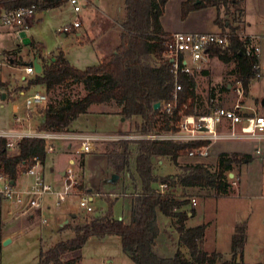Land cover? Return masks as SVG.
<instances>
[{
	"label": "trees",
	"instance_id": "trees-1",
	"mask_svg": "<svg viewBox=\"0 0 264 264\" xmlns=\"http://www.w3.org/2000/svg\"><path fill=\"white\" fill-rule=\"evenodd\" d=\"M67 2L68 0H0V9L34 6L39 13H43ZM166 2L167 0H124L125 14L118 25L117 37L99 45L102 52L98 64L79 69L62 53H58L53 60L42 65L40 73L26 80V85L21 89L43 85L48 93L47 105L37 130H68L72 122L79 115L87 113L93 104L117 107L118 114L133 125L127 133H119L126 135L175 132L178 131V122L183 115L209 112L196 91L195 75L205 73L203 69L195 71L192 76L180 77V106L172 115L165 113L161 106H153L156 102L162 104L170 101L173 92V76L169 61L164 57V40L170 32L165 31L160 22ZM205 7L216 8L214 23L229 37L226 48H209V58L233 63L232 74L235 81L242 83L244 94L247 95L253 78L252 66L257 58L247 55L243 46L246 41L243 37L246 25L243 19L244 1L184 0L181 2V19H185L192 10ZM72 84H80L83 94L74 99L64 97L59 102L52 100L51 93L55 89ZM0 89L8 94L7 86L1 80ZM182 103H187L184 110ZM208 143V140L203 139L147 138L98 142L97 148L102 147L106 168L119 178L130 169L134 153V172L140 182V191L129 195V219L125 221L115 217L111 210L91 214L83 221L74 223L72 236L60 238L47 246L41 244L36 261L26 264H80L81 248L89 237L95 235L102 238L111 234L120 238L123 250L136 264H264V255L255 262L243 260V247L247 239L245 220L234 225L230 235L229 257L221 251L205 250L201 247V240L207 222L185 224L189 213L194 214V207L183 208L189 200L158 195L153 188L152 184L157 180L153 173L155 157L169 156L176 162L179 156L188 155L192 148ZM34 156L41 162L45 160L44 141L41 138L23 137L13 150H8L6 139L0 138V171L9 174L11 179L16 180ZM246 159L250 160V155L223 152L218 155L212 167L200 162L187 163L180 165L179 172L175 175H167L161 180L176 179L182 186L212 188L217 194L224 195L228 193L229 187L227 173L235 163ZM105 199L110 204L114 200L107 196ZM158 212L175 217L173 221L179 232V241L185 245L188 253L176 248L172 255H165L155 248L159 234ZM1 240L0 226V245ZM237 255L240 257L239 261H236Z\"/></svg>",
	"mask_w": 264,
	"mask_h": 264
},
{
	"label": "rangeland",
	"instance_id": "rangeland-1",
	"mask_svg": "<svg viewBox=\"0 0 264 264\" xmlns=\"http://www.w3.org/2000/svg\"><path fill=\"white\" fill-rule=\"evenodd\" d=\"M249 4L247 3L245 6ZM79 5L81 6V10L76 13L73 11L72 5L67 2L66 5L61 8L45 11L41 19L32 22L26 34L29 38L32 37L40 46L42 53L45 52L49 54L51 51L58 49L59 46L64 48L67 45H73V42L64 45L59 36L58 28L63 24L66 25L71 23L76 15L83 19L84 29L87 31L90 38L96 41L93 45L96 52H102V48L99 45H101V43L103 44L104 37L107 41L116 39L118 33L117 21L121 20L125 14L124 4H122L121 8V0H79ZM249 6L247 8H252ZM213 11V9H207L204 12H199L204 15L201 26L199 27L201 30H216L211 20V17L214 15ZM163 12L162 22L167 29L173 30L181 27L180 0H168ZM258 44L261 47L259 55L264 56V38L261 39ZM33 47V44L24 43L11 27L6 26L0 30V79L7 82L6 84L12 93L19 91L21 89L20 87L25 86L26 80L29 79V77H27L26 80L20 79L22 74L20 67L24 66L31 58ZM96 52H94L92 48L69 50V59L79 68L96 65L99 62ZM9 60H13V65L18 69L7 67V65H9ZM3 62L6 63V66L3 65ZM233 68V63H223L217 58H209L202 63V68L200 69L206 72L195 75L197 83L196 91L202 98L204 107L207 111H211L217 107H231L234 103L236 95L233 88L236 81L232 74ZM32 77L33 76L30 78ZM251 85L253 95H259L260 93L264 94V79L252 78ZM69 88L71 90V98H76L79 94L84 92L82 86L81 88H77L68 85V89ZM39 90L42 89L39 88ZM34 91H30L29 89L26 94H19V96H16L14 99L4 100L2 97L3 91L0 89V128L9 129L14 124L12 116L13 104H19V111L23 112L22 101L24 97ZM62 97L63 95L59 92V88L51 93L52 100L56 102H59V99ZM244 103H254L253 106L255 109H257L260 114L264 115V104H262L261 101L259 102V99L253 102L250 97V92L245 95ZM102 106L107 107L108 105ZM108 108L113 109L114 106H108ZM120 124L122 126L124 125V128L128 130L133 127L131 121L126 120L125 123H121L119 117L115 115L85 114L80 115L72 123L75 129L90 132L97 131L101 133L113 132ZM227 127L228 122L224 120L222 131H226ZM221 143H223L222 145L225 148L242 146L252 155L248 165L239 176L240 180H236L237 182L232 184V180L227 176L226 179L229 183L228 196L216 197L214 195L218 196L219 194L215 191L213 193L210 192V190H212L210 188L202 189L193 187L187 190H182L180 188L174 190L177 180L174 181L175 179H170L168 181L173 188V193H176L175 195L182 197L196 196L195 207L203 214L193 217L190 223L195 221H210L206 230L207 237L203 244L204 248H216L218 250L228 249L230 245L229 232L233 228V223L235 221L239 222L245 220L247 221L245 258L253 262L258 261L262 258L264 253V159L254 153V148L258 143L264 144V141L247 139L240 143L236 141L228 143L224 140H218L217 144H215L212 149H215L214 147ZM74 149L75 146H72L73 151ZM101 150L102 147L100 146L97 148L96 153L82 155V168H79L78 165V160L81 159V157L75 154L74 163L70 165L73 166L74 171H76L79 184L73 189L71 195L67 196L66 200H61L56 204L54 202V195H50L48 199L43 200L41 208L21 215H16L21 209L20 206L14 207L9 203L3 204L0 223L2 239L9 236L6 235L9 229H16L12 231L10 241L6 244L1 243L0 245V264H26L35 262L41 244L44 245V243H50L51 241H56L71 235L72 230L70 228H66L62 232L59 231V223L66 217L69 218L66 223H70L71 226L78 221H83L91 214H100L107 210H111L113 215H117V217H127L129 202L123 198L131 199V196L110 195V193L120 194L126 192L130 194L133 193L135 189L129 184H126L127 186L125 187L123 182H120L112 188L107 187L108 182L102 178L103 170L106 168V160ZM55 156V154H50L47 162L44 163L45 160L42 162V171L45 178H50L51 180L49 179V181L58 187L59 174L55 172V175L50 177V170L48 168V165L51 164V159ZM194 158L204 160L205 164L209 167L215 165L211 157L203 158L194 156ZM168 160V158H165V161L161 165L162 168L157 172L158 175L165 177L173 172V165ZM131 162L134 164V153L131 156ZM236 164L235 168L239 165ZM153 170H156L155 167ZM24 180L30 181V177H22L20 181L23 182ZM98 187H100V189H97ZM156 187L157 183H154L153 188ZM85 188L93 189L87 191ZM138 190L140 191V187ZM82 193L94 195L93 199L90 201L93 207L92 211L86 212L84 208L79 206L78 199ZM106 196L114 199L112 204L105 199ZM47 197L48 196H46V198ZM186 206L189 208V202ZM7 209H10L11 212L7 213ZM72 213L76 214V218L72 217ZM42 218L45 219L43 220ZM81 252L82 258L80 264H135V262L126 255L127 253H124L120 238L114 234L104 238L95 235L89 237L83 244ZM165 253L168 254L169 252L167 251ZM185 253H188L187 248L185 249Z\"/></svg>",
	"mask_w": 264,
	"mask_h": 264
},
{
	"label": "built area",
	"instance_id": "built-area-1",
	"mask_svg": "<svg viewBox=\"0 0 264 264\" xmlns=\"http://www.w3.org/2000/svg\"><path fill=\"white\" fill-rule=\"evenodd\" d=\"M75 12L80 11L79 0H68ZM39 11L34 6L18 7L13 9H0V25L8 26L13 29L16 35L20 32H26L30 23L38 20ZM79 26V22L74 20L70 24L62 27L61 31H68L69 26ZM243 46L245 53L250 56H256L257 60L252 66L253 78L262 77V67L258 61V55L261 51L256 37L246 35ZM166 51L165 59L169 61L170 72L173 76V92L171 100L160 103L162 110L172 115L180 106L179 93L182 90L180 77L182 75L192 76L195 71L202 68V63L209 59V48L211 46H221L226 48L229 45L228 34L222 31L218 32H188L175 31L170 33L164 40ZM25 74H34V66L26 65L23 68ZM236 99L231 107H217L205 114H186L178 122V131L165 132L161 134L149 135H97L93 133H74V132H51L34 131L27 125L33 115L44 113L48 95L45 91H35L27 94L23 99L24 117L15 116L16 126L5 129L0 128V138L6 139V148L13 150L16 143L23 137H38L44 141V153L50 154L57 152V142H67L77 144L78 153H89L93 151L95 142L118 139H174V140H193L203 139L209 143L202 147L192 148L188 151V156H206L209 146L218 140L243 141L247 139H256L264 141V115L255 111V109L244 103V89L241 82L236 81L234 86ZM182 110L187 108V103L181 104ZM226 120L228 129L222 131L220 125ZM256 155L264 158V144L258 143L254 148ZM41 160L34 156L30 162L25 165V170L21 172L16 180L10 178L9 174L0 171V209L3 204L9 203L12 206H20L18 214H26L29 211L41 208L43 200L47 195H54L56 204L65 200L73 189L79 184V180L71 166L65 168L62 175L60 189H56L53 183L45 178L41 171ZM264 167V164H263ZM21 177H30V181L21 182ZM20 181V182H19ZM19 182V183H18ZM170 184L168 181H160L154 188L156 194L167 195ZM205 193V192H204ZM133 193H120L110 195H135ZM207 194V193H206ZM92 197L88 193H82L79 196L78 204L86 212L92 211L90 203ZM190 201L195 204L196 198L191 197ZM9 212L11 210L9 209ZM43 220L45 218H42Z\"/></svg>",
	"mask_w": 264,
	"mask_h": 264
},
{
	"label": "crops",
	"instance_id": "crops-1",
	"mask_svg": "<svg viewBox=\"0 0 264 264\" xmlns=\"http://www.w3.org/2000/svg\"><path fill=\"white\" fill-rule=\"evenodd\" d=\"M182 1H184V0H180V4H181ZM243 1H244L243 19H244V21L246 23L245 28H244V33L246 35L255 36L257 43H259V41L264 38V0H243ZM247 3L248 4L251 3V4H249L250 6L249 5L248 6L249 7H252V8H247L248 6H245V5H247ZM122 4H124V0H121V8H122ZM65 5H66V3L64 5H62V6H60L59 8L65 6ZM207 9H213L214 10L213 11L214 12V15L211 17V20H212V22H213L214 27H215L216 30H209V31L207 30L206 31V30H201L199 28L201 26V23H202V18L204 17L203 13H199V12H204ZM43 14H44V12L41 14L42 17H43ZM163 14H164V12L162 13V15L160 17L161 25H162V27H163V29L165 31L170 32V33L175 32V31L218 32L220 30L219 27L214 23V19L216 17V8L215 7H205V8H200V9L192 10L191 12H189V14L187 15V17L185 19H181L182 20L181 21L182 22L181 27H178V28L173 29V30L167 29L165 27V25L163 24V22H162ZM41 18H39V19H41ZM74 20H77L79 22V26L75 27L73 25H70L68 31H61L62 27L65 24H63L62 26H59V28H58L59 29V36H60L61 40L63 41L64 45H67L68 43H72V42H73V45H71V46H68L67 45L68 47L65 46L64 48L61 47V46H59L58 49H56L55 51H51L49 54L48 53H45V52L42 53L41 52V49H40V46L32 39V37L29 38L27 36V34H26L27 31L25 32L26 37L28 39V43L33 44V46H34L33 47V50H35V51L32 50L31 58L27 61V63H25L24 66L20 67V70L22 71V74H21V77H20L21 80H26L27 77L30 78L31 76H34L36 74V72L34 74H25V72L23 70V68L26 65H30L29 63H31V62L37 61L41 65V69H42V65L43 64H46L50 60H53V58L56 55H58V53H62L63 56L72 65L76 66L69 59V50H81V49H85V48H92L93 51L96 52L95 48L93 47V45L96 43V41L94 39H91L90 36L87 34V31L84 29L83 19L81 17H79V16L77 17V15H76V16H74L72 22ZM120 21L121 20H118L117 21V25H119ZM31 24H32V22L30 23L29 27L31 26ZM4 27H6V26L0 25V30L2 28H4ZM106 41L107 40L104 37L103 38V42L105 43ZM260 49H261V47H260ZM96 53H97L98 58H100L101 53L99 51L96 52ZM258 61H259L260 65H261V67H262V77L261 78L264 79V56L263 55L262 56L261 55H258ZM13 63H14L13 60H11V61L9 60V65H7V67L18 69L17 67H15L13 65ZM3 65L6 66V63L3 62ZM76 67L79 68L78 66H76ZM84 68H79V69H84ZM0 80L2 82H4L5 84L7 83V82L3 81L2 79H0ZM6 86H7V92H8V94L6 95L5 92H3L5 94V97H3L4 100H6V99H14L16 96H19V94H22V95L24 93L26 94V92L29 89H30V91L31 90L32 91H34V90L35 91H45L43 85H34V86H31V87L26 88V89H21V90L17 91L16 93H14V92L12 93V91L9 89V87H8L7 84H6ZM72 87L81 88V85L80 84H72ZM249 87H250L249 88L250 89L249 90L250 97H251L252 101L254 102L256 99H259V102L261 101V103H262V99H264V94H261L260 93L259 95H253L251 81H250V86ZM39 88H41L42 90H39ZM59 92H61V95H63L62 98L69 97L70 99H74V98H71L72 97V95H70L71 90H70V88L68 89V86L67 85L65 87H59ZM82 94H83V92L81 94H79V95H82ZM47 95H48V93H47ZM59 96H60V93H59ZM262 104H264V103H262ZM248 105L252 106L255 109V107L253 106L254 103L253 104H248ZM22 106H23V101H22ZM22 106H21V108H22ZM19 109H20L19 108V104H13L12 116H13V122H14V124L10 128L15 127L16 124H17L16 121H15V116L16 115H19L21 117H24V106H23V112H20ZM118 110L119 109L117 107H115L113 109H111V108L109 109L108 106L107 107H104V106H102V104H93V105H91L89 107L88 112L85 113V114L86 115H115V116L119 117V121L121 123L122 122L125 123L126 120H124L118 114ZM255 111L258 112L257 109H255ZM85 114H81V115H85ZM42 117H43V113L41 115H33L30 118L29 123L27 124L29 126V128L31 130L38 131L37 130V126H38L39 122L42 120ZM124 127H125L124 125L122 126L120 124L118 126V128L116 130H114L113 132L101 133V132H97V131L90 132V131L78 130V129H75L73 127V125L71 124L70 128L68 130H64V131L65 132H74V133H93V134H97V135H117L118 136V135H126V134H119V133H125V132L127 133L128 132V129L127 128H124ZM220 129L221 130L223 129V122L220 125ZM226 129H228V127ZM224 141H227V140H224ZM98 142H100V141L95 142L93 151H91L89 153H78L77 152V144L67 143V142H61V141H59V143L57 142V148H58L57 152L50 153V154H55L56 156L51 159V164L48 165V168L50 170V174H49L50 177L51 176H54L55 175V172L59 174V186L56 187L55 184H53L56 189H60V185H61V182H62V175L64 173V170L68 166H71L70 164H73L74 163V157L76 156L75 154L80 155V157H81L82 155H85V154L86 155L87 154L89 155V154L96 153ZM217 142L218 141L212 143L209 146V148H208V155L203 156V158H209V157H211V159L213 160V163L214 164L217 161L218 155L220 153H223V152H227V153L236 152V153L248 154L252 158L251 153H249L248 151H246L242 146H235L234 148H228V147L225 148L222 145L223 143H221V144L215 146L214 147L215 149H212V147L215 144H217ZM227 142L228 143H231V141H227ZM236 142L240 143L242 141H236ZM72 146H75L74 151L72 150ZM50 154H46L47 157L45 158L44 163L47 162L48 156ZM165 158H168L169 159L168 161L170 163H172L173 168H174L173 172L169 173L170 175L171 174L178 173L179 172V168L178 167L180 165H184V164H187V163H197V162H200V163H204L205 164V161L204 160H198L197 159L198 157L197 158H194L193 156H188V155L179 156L176 159V162L173 161L169 156H160L159 158L158 157H155L153 159V169L155 167L156 170L155 171L153 170V173L156 176V179L157 180L154 183H158V182L162 181L161 180V177H164V176L158 175L157 172L162 168L161 165L165 161ZM250 160H247L246 159L243 162L238 163L239 165L235 163L236 165H238L236 168H235V164L233 165L232 169L227 173V176L230 177V180H232L231 181L232 184H235L237 182L236 180H240L239 176L241 175L242 171L246 168V166L248 165V163H249ZM78 165H79V168H82V165H83L82 157H81V159L78 160ZM71 167L74 168L73 166H71ZM175 168H176V170H175ZM263 169H264V167H263ZM41 171H42V165H41ZM42 173H43V171H42ZM75 174H76V171H75ZM113 175L114 174H112L109 171V169L105 168L103 170V177L102 178H103V180H105L106 182H108L107 183L108 184L107 185L108 188L109 187L110 188L115 187L120 182H123V185L125 187L127 186L126 184H129V185H132L133 188L135 189L134 192L139 191L138 188L140 187V182H139V180H138V178H137V176H136V174L134 172V164H132V162H131L130 169L129 170H126L124 172L122 178H119L118 176H116V179L114 181H111V178H112ZM174 181H176V179ZM154 183L152 184L153 186H154ZM170 187H171V185H170ZM170 187H169V190H168L167 195L173 197L176 200L188 199L189 200V204H190L189 207H194V214L191 215L189 213L188 218L185 220V224L186 225H194V224L200 223L199 221H195V222L190 223L193 217H196L198 215H202L203 214L202 212H200L198 210V208L195 207V204H192L191 201H190V198L191 197H195L196 198V196L182 197V196L175 195L176 193H173V191H172L173 188L172 187L170 188ZM178 188H180L182 190H187V189H191L193 187L182 186V185H180L176 181L175 182V186H174V190L175 189H178ZM85 189L87 191H91V189H93V188H85ZM97 189H100V187H98ZM210 189H212V188H210ZM170 190H171V192H170ZM210 192L213 193L214 190L212 189V190H210ZM47 196L48 197L47 198L45 197L44 200L48 199L50 195H47ZM89 196L92 197V199H93V196L94 195L93 194H89ZM214 196H216V197L228 196V193L227 194H224V195H218V196L217 195H214ZM123 199L128 200V202H129L128 203L129 204L128 205V209H129V207H130V199H127V198H123ZM187 204L183 205V208L188 209V207L186 206ZM2 209H1V211H2ZM6 212L9 213V209H7ZM71 215H72V217H75L76 216L75 213H72ZM114 216L117 217V215H114ZM118 218H123L125 221H127L129 219V210H128V214H127V217L126 218H124L123 216H118ZM174 218L175 217L169 216V215H165V214H163L161 212H158V215H157V222H158V225H159V234H158V236L156 238L155 248L160 253H163L165 255H172L174 253V251H175L176 248H180L183 252H185V249H186L185 245L179 241V238H178L179 237V232L177 231L176 224L173 221ZM65 219H67V220L65 221ZM65 219L62 220V221H60V223H59V231L62 232L66 228H70L72 230V233H71V235L67 236V237H70V236L73 235L74 231H73V228H72V226H71L70 223H67L66 225L64 224V223L68 222V219L69 218L66 217ZM201 222H203V221H201ZM209 222L210 221L207 222V226H206V229H205V233H204V236L202 237V240H201V247L203 249H205V250H208V251H212V250L221 251V252H223L225 254L226 257H229L230 256V245H229V248L228 249H224V250H218L216 248H214V249H206V248L203 247V244L205 243L206 237H207L206 236V230L208 228ZM236 222L237 221H235L233 223V228H234V225H235ZM233 228L229 232V243H230V235H231V233L233 231ZM15 229L16 228L9 229L7 231V234L6 235H9V237H11L12 231L15 230ZM246 232H247V221H246ZM107 236H105V237H107ZM41 241H42V239H41ZM54 242L55 241H51L50 243H46V244L44 243V246H47V245L52 244ZM246 242H247V239H246ZM246 242H245L244 247H243V260L246 261V262H253V261H250L249 259L245 258ZM167 251L169 252L168 254L165 253ZM124 253H126V252L124 251ZM126 255H128V254H126ZM263 255H264V253H263Z\"/></svg>",
	"mask_w": 264,
	"mask_h": 264
},
{
	"label": "water",
	"instance_id": "water-1",
	"mask_svg": "<svg viewBox=\"0 0 264 264\" xmlns=\"http://www.w3.org/2000/svg\"><path fill=\"white\" fill-rule=\"evenodd\" d=\"M42 13H40L39 15H38V19L39 18H41L42 17V15H41ZM19 36H20V38L23 40V42L24 43H28V39H27V37H26V34H25V32H20V34H19ZM11 61V60H10ZM30 65L32 64L33 66H34V69H35V72L36 73H40L41 72V65L37 62V61H34V62H31V63H29ZM2 97H5V94L3 93L2 94ZM262 103H264V99H262ZM159 105H160V103L159 102H156V103H154V108H157V107H159ZM158 158L160 157V156H157ZM116 174H114L113 176H112V178H111V181H114L115 179H116ZM67 219H65V221H66ZM10 241V237L9 236H6V237H4L2 240H1V243L2 244H6L7 242H9ZM240 260V257H239V255H237V258H236V261H239Z\"/></svg>",
	"mask_w": 264,
	"mask_h": 264
}]
</instances>
